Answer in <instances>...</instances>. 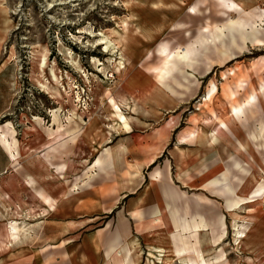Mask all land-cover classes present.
<instances>
[{"label": "rangeland", "instance_id": "374dc122", "mask_svg": "<svg viewBox=\"0 0 264 264\" xmlns=\"http://www.w3.org/2000/svg\"><path fill=\"white\" fill-rule=\"evenodd\" d=\"M142 1L141 6L154 10L164 6ZM128 5L126 0H0V141L16 164V171L0 179V227L15 223L20 214L35 215L41 196L70 197L98 186L103 197L121 202V192L135 188L140 175L130 167L126 146L146 131L164 134L165 129L179 136L176 143H189L197 136L195 124L216 114L218 96L237 117L254 110L257 131L264 136V0H193L186 10L193 15L178 20L148 46L140 41L148 37L144 31L142 36L137 29L127 33L132 18ZM134 14L143 27L154 23L151 11L135 9ZM43 55L48 58L42 69ZM51 70L60 81L56 86ZM40 81L51 89L49 94ZM169 86L177 89L172 98L178 107L170 114L158 112L162 116L155 121L147 119L157 116L142 109L147 96L143 101L138 97L150 89L152 100L156 90ZM120 97L136 99L139 110L121 108ZM73 112L76 121L71 124ZM85 142L98 146L90 152ZM258 164L262 170L257 169L253 188L262 182L250 200L237 198L240 191L227 186L226 194L234 195L227 199L228 209L239 210L221 217L216 229L220 240H202L209 243L202 246L184 234L186 223L164 239L162 245L178 256L172 264H264V165L259 158ZM257 204H262L258 215L251 216L245 209ZM215 241L219 246H213ZM139 250L135 264H164L165 250L160 262L147 246Z\"/></svg>", "mask_w": 264, "mask_h": 264}, {"label": "crops", "instance_id": "0c3cea01", "mask_svg": "<svg viewBox=\"0 0 264 264\" xmlns=\"http://www.w3.org/2000/svg\"><path fill=\"white\" fill-rule=\"evenodd\" d=\"M158 1L164 3L158 10L137 7L139 13L151 11L154 16L151 26H142L148 37L140 41L146 46L155 44L160 35L178 20L193 15L186 11L193 0ZM175 4L179 7L174 8ZM147 52L148 49H144L143 56ZM137 78L133 83H137ZM145 83L154 84L146 79ZM161 88L152 95V100L150 89L142 92L143 96H137L141 101L147 96L142 109L157 116H143L145 119L155 121L162 116L158 112L170 114L178 107L172 98L177 89L170 86ZM215 103L216 114L207 115L201 123L195 124L197 136L189 143L184 140L176 143L179 136L165 129L164 134H146V131L133 145L126 146L132 158L130 167L140 175L135 188L121 192V202L113 197H103L100 188L94 186L70 197H49L56 201L54 210L39 198L42 207L35 215L29 218L28 213L20 214L15 223L1 226L0 262L5 258L8 264H135L139 261V249L147 246L150 254L165 250L164 264H172L171 259L178 256L176 252L167 250L162 242L165 238H172L177 230H182L179 223L188 224L184 234L188 238L199 239L202 246L209 245L202 240H220L223 236L218 235L216 229L221 227V217L235 215L239 210L228 209L227 199L233 200L234 195L226 194L227 186L237 193L240 191L237 198L250 200L262 182L258 181L257 188H253L257 169L262 170L258 158L264 165V136L257 131V120L251 114L254 110H249L246 117L243 114L237 117L223 97L218 96ZM248 106L246 104L245 107ZM216 117L224 120L228 129H224ZM170 123L175 125L173 121ZM258 144L261 149H258ZM28 145L33 157L36 153L34 142ZM95 146L98 145L90 142L86 147L91 152ZM46 149L47 145L41 152ZM164 157L167 161L162 165ZM245 160L248 163L242 165ZM15 168L10 152L0 141V179L9 171H16ZM242 173L252 174L248 182L245 183L249 176L244 178ZM12 205L16 208L17 201ZM261 205L245 210H250L251 216H257L256 209ZM15 225L19 227L15 233L18 237L13 236L10 230ZM197 225L199 231L195 229ZM32 227H39V230L35 232ZM216 243L213 246H219Z\"/></svg>", "mask_w": 264, "mask_h": 264}, {"label": "bare ground", "instance_id": "6f19581e", "mask_svg": "<svg viewBox=\"0 0 264 264\" xmlns=\"http://www.w3.org/2000/svg\"><path fill=\"white\" fill-rule=\"evenodd\" d=\"M126 2L129 4L127 7H128V12L130 13L129 15L132 16L131 19H129V26H128V31L127 33L129 35H131V33H133L132 31H135L136 29L138 30V35L142 36L144 35V32L145 30L143 29V27L138 23V19H135L134 17L136 16V14H134V10L137 9L138 6H141L142 4H144V2L142 0H126ZM158 3H163L162 1H154L153 3H151L150 5H156ZM164 4V3H163ZM239 5V4H238ZM240 6V5H239ZM242 8V6H240ZM133 27V28H130V27ZM133 29V30H132ZM144 31V32H143ZM126 38V37H125ZM47 55H43L42 57V60H41V68L43 69L44 67H46V64H47ZM71 62V61H70ZM77 64V62H76ZM51 76H52V79H53V82L55 83V86H56V83H60L59 81V78H58V75L56 73L55 70H51ZM38 84L41 86V88L43 89V91L47 94L50 93V88L45 85L44 83H42L41 81L38 82ZM56 95L59 96L60 98H62V94L59 93L58 90H56ZM70 95V94H69ZM122 106H127V107H130L134 112H137L139 110V106L137 105V101L136 99L132 98V97H120V107L122 108ZM89 107V106H88ZM62 109V108H61ZM73 109V108H72ZM76 113V112H75ZM75 113H70V122L71 124L74 122L75 123V118L74 115ZM77 116V115H76ZM94 117V116H93ZM75 120V121H74ZM91 121H94V120H91ZM59 116L57 114H54V123H56L58 125V129L62 128L63 126L60 125L59 123ZM131 123V122H130ZM220 126V125H219ZM222 126V125H221ZM223 127V126H222ZM41 199L42 201L46 204L48 203L49 204V208L51 210H54L55 209V202L52 201L49 197L47 196H41ZM47 204V205H48ZM10 230L12 231V234L13 236H16L15 233H16V228L13 226V227H10ZM157 254H159V257H157V260L160 262L162 261L163 259V254H164V251L163 250H156L155 251ZM165 259V258H164ZM164 261V260H163Z\"/></svg>", "mask_w": 264, "mask_h": 264}]
</instances>
